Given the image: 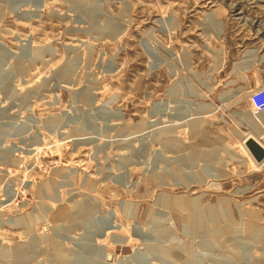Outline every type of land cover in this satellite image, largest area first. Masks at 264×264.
Wrapping results in <instances>:
<instances>
[{
	"label": "rangeland",
	"instance_id": "1",
	"mask_svg": "<svg viewBox=\"0 0 264 264\" xmlns=\"http://www.w3.org/2000/svg\"><path fill=\"white\" fill-rule=\"evenodd\" d=\"M81 4L0 0V264H264V0Z\"/></svg>",
	"mask_w": 264,
	"mask_h": 264
},
{
	"label": "crops",
	"instance_id": "2",
	"mask_svg": "<svg viewBox=\"0 0 264 264\" xmlns=\"http://www.w3.org/2000/svg\"><path fill=\"white\" fill-rule=\"evenodd\" d=\"M239 66H240V63L236 64V67H239ZM224 80H226V78H224ZM227 80H228V84L230 85H240L241 84L240 79L236 80L235 78L229 77ZM252 85H255V82H253ZM233 99H234L233 96L227 99L226 107L228 111L234 112L237 105L236 103L233 102ZM236 115L237 116L235 117V112L234 114L228 113L227 119H224V123L226 124L227 129L229 131L235 132L238 135V137L241 138L242 140L243 138L239 136L240 134L239 131L243 132V134L245 135H255L256 136L257 134L255 133H256V128L258 124L253 123V122H250V123L243 122V120H241V118L239 117L240 116L239 111L236 112Z\"/></svg>",
	"mask_w": 264,
	"mask_h": 264
},
{
	"label": "bare ground",
	"instance_id": "3",
	"mask_svg": "<svg viewBox=\"0 0 264 264\" xmlns=\"http://www.w3.org/2000/svg\"><path fill=\"white\" fill-rule=\"evenodd\" d=\"M71 2H73V3H75L76 5L78 4V5H82L81 3H82V1L83 0H70ZM82 13H84L85 15H87L88 17H91V18H95L96 16H97V14H98V12H97V10L96 11H83ZM110 28H113V26H110ZM3 46V45H2ZM190 88L191 89H194L192 86H190ZM256 123V122H255ZM257 124V123H256ZM259 126V125H258ZM240 135H242L243 136V134H241L240 133ZM246 137V136H245ZM244 137V141H243V143H244V146L246 147V149L248 150V148H247V146H246V142L251 138V139H254L255 141H257L259 144H261L263 147H264V144L262 143V142H260L258 139H256L255 137H253V136H247L246 138ZM249 151V150H248ZM249 153H250V151H249ZM251 154V153H250ZM234 156H236V157H239V155H234ZM252 156V155H251ZM253 157V156H252ZM254 159V158H253ZM255 160V159H254ZM257 164H263L264 163V161L263 162H261V163H258L257 161H255ZM80 211H81V208L79 209ZM108 219V218H107ZM106 221V223L108 224V221L107 220H105ZM110 222V221H109ZM105 225V224H104ZM109 227H112V226H109ZM100 252H101V254L102 253H104L103 252V249H101L100 250ZM94 253H95V251H94ZM90 254V253H89ZM100 254V255H101Z\"/></svg>",
	"mask_w": 264,
	"mask_h": 264
},
{
	"label": "water",
	"instance_id": "4",
	"mask_svg": "<svg viewBox=\"0 0 264 264\" xmlns=\"http://www.w3.org/2000/svg\"><path fill=\"white\" fill-rule=\"evenodd\" d=\"M246 146L248 150L250 151L251 155L257 161L258 163H261L264 161V147L259 144L257 141L254 139H249L246 142Z\"/></svg>",
	"mask_w": 264,
	"mask_h": 264
},
{
	"label": "built area",
	"instance_id": "5",
	"mask_svg": "<svg viewBox=\"0 0 264 264\" xmlns=\"http://www.w3.org/2000/svg\"><path fill=\"white\" fill-rule=\"evenodd\" d=\"M251 102L257 113L264 112V87L258 88L251 94Z\"/></svg>",
	"mask_w": 264,
	"mask_h": 264
}]
</instances>
